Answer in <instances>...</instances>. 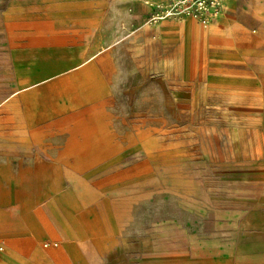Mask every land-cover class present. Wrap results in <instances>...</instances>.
I'll list each match as a JSON object with an SVG mask.
<instances>
[{"label":"rangeland","instance_id":"1","mask_svg":"<svg viewBox=\"0 0 264 264\" xmlns=\"http://www.w3.org/2000/svg\"><path fill=\"white\" fill-rule=\"evenodd\" d=\"M226 5L0 0V264H264V0Z\"/></svg>","mask_w":264,"mask_h":264},{"label":"built area","instance_id":"2","mask_svg":"<svg viewBox=\"0 0 264 264\" xmlns=\"http://www.w3.org/2000/svg\"><path fill=\"white\" fill-rule=\"evenodd\" d=\"M152 6L150 21L181 19L193 16L201 24L214 20L224 0H147ZM3 242L0 243L2 249Z\"/></svg>","mask_w":264,"mask_h":264},{"label":"crops","instance_id":"3","mask_svg":"<svg viewBox=\"0 0 264 264\" xmlns=\"http://www.w3.org/2000/svg\"><path fill=\"white\" fill-rule=\"evenodd\" d=\"M230 8H231V5L223 6L222 9L220 10V12H219L218 14H221V16H222V15L225 14V11H227V10L230 9ZM216 21L221 22V17H220L218 20H216ZM227 31H228L227 22H225V27H224V32H223V33L226 34ZM1 242H3V245H4V241L1 240ZM1 242H0V243H1ZM2 248H3V246H2ZM0 250H2V249H0ZM1 259H2V256L0 255V260H1Z\"/></svg>","mask_w":264,"mask_h":264},{"label":"bare ground","instance_id":"4","mask_svg":"<svg viewBox=\"0 0 264 264\" xmlns=\"http://www.w3.org/2000/svg\"><path fill=\"white\" fill-rule=\"evenodd\" d=\"M228 0H224L223 4H222V7L226 4Z\"/></svg>","mask_w":264,"mask_h":264}]
</instances>
